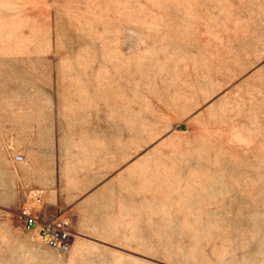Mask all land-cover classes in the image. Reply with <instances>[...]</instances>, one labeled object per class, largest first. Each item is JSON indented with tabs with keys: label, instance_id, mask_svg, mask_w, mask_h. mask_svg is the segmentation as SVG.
<instances>
[{
	"label": "rangeland",
	"instance_id": "rangeland-1",
	"mask_svg": "<svg viewBox=\"0 0 264 264\" xmlns=\"http://www.w3.org/2000/svg\"><path fill=\"white\" fill-rule=\"evenodd\" d=\"M0 264H264V0H0Z\"/></svg>",
	"mask_w": 264,
	"mask_h": 264
},
{
	"label": "crops",
	"instance_id": "crops-1",
	"mask_svg": "<svg viewBox=\"0 0 264 264\" xmlns=\"http://www.w3.org/2000/svg\"><path fill=\"white\" fill-rule=\"evenodd\" d=\"M66 200L63 198L55 200L54 193L47 192L42 204L33 207L32 212L42 222L49 221L50 218L56 216L58 213L63 214L73 230L69 253L77 255L84 251H96L98 250L97 246L100 244L105 245L116 242L110 238L113 234L107 235L105 228H102V230L98 229L100 225L104 227V219L91 218L89 216V209L86 207H77L78 212L84 215V217L78 218L79 214L74 209L71 208L69 210L67 207H64ZM117 245L122 246V241L118 242Z\"/></svg>",
	"mask_w": 264,
	"mask_h": 264
},
{
	"label": "built area",
	"instance_id": "built-area-1",
	"mask_svg": "<svg viewBox=\"0 0 264 264\" xmlns=\"http://www.w3.org/2000/svg\"><path fill=\"white\" fill-rule=\"evenodd\" d=\"M42 199V192L36 191L32 195L34 204H39ZM20 217L26 229L35 231L40 242L48 248L67 252L70 249L73 230L70 224L64 219H53L50 222L40 221L30 208L22 209Z\"/></svg>",
	"mask_w": 264,
	"mask_h": 264
}]
</instances>
